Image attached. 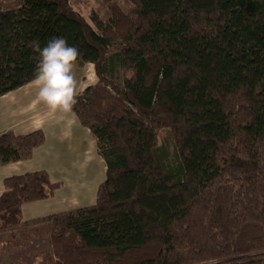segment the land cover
Wrapping results in <instances>:
<instances>
[{
	"label": "trees",
	"instance_id": "obj_1",
	"mask_svg": "<svg viewBox=\"0 0 264 264\" xmlns=\"http://www.w3.org/2000/svg\"><path fill=\"white\" fill-rule=\"evenodd\" d=\"M103 1L107 20L71 0L0 12V97L32 80V42L65 37L94 68L72 111L105 166L94 204L26 221L61 183L4 178L0 234L44 225L38 264H264V0ZM43 142L1 133L0 164Z\"/></svg>",
	"mask_w": 264,
	"mask_h": 264
},
{
	"label": "crops",
	"instance_id": "obj_2",
	"mask_svg": "<svg viewBox=\"0 0 264 264\" xmlns=\"http://www.w3.org/2000/svg\"><path fill=\"white\" fill-rule=\"evenodd\" d=\"M88 65L91 64L82 68L74 66V74L77 75V69L83 71ZM83 79L86 78L83 76ZM88 86L90 84H83L78 93ZM36 91L29 83L0 97V134L8 130L18 135L40 131L44 136L43 144L33 150L29 159L0 164V194L4 189L2 180L6 177L45 171L50 180L51 177L59 180L58 175L65 176L67 166H76L73 180L77 182H74L73 192H78L76 189L85 187L79 180L84 178L88 165L92 167L98 164L101 173L105 174L103 159L98 153L95 139H92L94 136L88 127L81 124L73 111L67 114L53 113L43 103H37ZM58 183L63 185L61 181Z\"/></svg>",
	"mask_w": 264,
	"mask_h": 264
},
{
	"label": "rangeland",
	"instance_id": "obj_3",
	"mask_svg": "<svg viewBox=\"0 0 264 264\" xmlns=\"http://www.w3.org/2000/svg\"><path fill=\"white\" fill-rule=\"evenodd\" d=\"M71 1L73 7L81 13L85 19H89L92 12H95L103 20L109 18V12L103 0ZM115 1L119 3L124 11H128L132 8V5L128 0ZM19 4L20 0H0V12L15 8ZM86 67L87 68L85 69L83 68V71L82 69H77V93L80 91L79 88L83 86V84L91 85L96 81L93 66L88 65ZM112 75L113 76L111 77L109 76V79L113 84L122 86L123 79L121 69H115ZM83 76L86 79H83ZM83 89L85 88H82L78 95L83 93ZM92 139L94 140L95 137H92ZM94 141L96 144V139ZM100 159V156H98L99 162ZM75 169L76 166H67L65 168V176L58 175L59 180L51 177V182L56 183L61 181L63 182V185L61 184V186L46 199L25 203L21 208L22 221L45 217L69 209L94 204L97 189L105 180V174L101 173V167L98 166V164H94L92 167L88 165L84 178L79 180V183L85 184V187L82 189H76L78 192L74 193V182H77V180H73ZM102 175L103 177H101ZM46 252H51V248L49 245L47 230L44 225L32 227L29 230L25 229L19 231L15 233L13 238L10 237L9 233L0 234V264H38L41 261L43 254Z\"/></svg>",
	"mask_w": 264,
	"mask_h": 264
},
{
	"label": "clouds",
	"instance_id": "obj_4",
	"mask_svg": "<svg viewBox=\"0 0 264 264\" xmlns=\"http://www.w3.org/2000/svg\"><path fill=\"white\" fill-rule=\"evenodd\" d=\"M30 46L38 54L30 81L37 90V103H43L53 113L72 112L78 95L74 66L80 55L79 49L69 45L62 36L53 37L44 47L39 41L32 42Z\"/></svg>",
	"mask_w": 264,
	"mask_h": 264
}]
</instances>
